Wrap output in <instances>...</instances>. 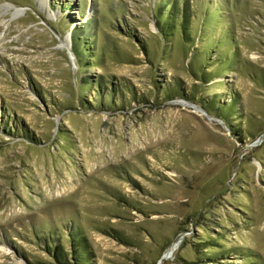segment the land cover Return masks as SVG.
<instances>
[{
  "label": "rangeland",
  "instance_id": "rangeland-1",
  "mask_svg": "<svg viewBox=\"0 0 264 264\" xmlns=\"http://www.w3.org/2000/svg\"><path fill=\"white\" fill-rule=\"evenodd\" d=\"M0 124V264H264V0H0Z\"/></svg>",
  "mask_w": 264,
  "mask_h": 264
},
{
  "label": "trees",
  "instance_id": "trees-1",
  "mask_svg": "<svg viewBox=\"0 0 264 264\" xmlns=\"http://www.w3.org/2000/svg\"><path fill=\"white\" fill-rule=\"evenodd\" d=\"M163 5V4H162ZM159 4L156 8L155 14L157 15V19L159 24V31L165 36H169L171 35V33H173V31L175 30L176 27L181 26L182 28H186L187 26V22L186 20L189 18V14L185 13V10H180L178 9V6L176 5V3L174 4V6H172L171 9H164L163 5ZM168 7H170V4H167ZM171 15V16H169ZM168 16V19L166 20ZM182 17V19L180 18ZM185 21V22H184ZM187 35H189L190 37H192L191 32H186ZM195 37V36H194ZM195 39V38H193ZM191 42H193V40H189ZM73 52L75 54V56L77 57V59H80L81 55L80 50L77 46V42L75 40V42L73 43ZM79 64V63H78ZM205 77V75L203 76ZM224 112V110H223ZM1 126V124H0ZM23 131V130H22ZM31 139H33L31 137ZM48 243V242H47ZM49 246L47 251L50 253V255L57 261L61 262L62 264L65 263L64 260H62V256H63V248L62 247H58L56 246L53 242L50 244L48 243ZM72 245L73 248L71 250V254H75L76 257H73V259H78V261L81 264H84L88 261V258L84 256V249L83 246L81 245V242H78L75 240V238L72 239ZM65 255V254H64ZM69 263V262H68Z\"/></svg>",
  "mask_w": 264,
  "mask_h": 264
},
{
  "label": "water",
  "instance_id": "water-1",
  "mask_svg": "<svg viewBox=\"0 0 264 264\" xmlns=\"http://www.w3.org/2000/svg\"><path fill=\"white\" fill-rule=\"evenodd\" d=\"M195 107H196V106H195ZM198 109L205 113V111H204L203 109H200V108H198Z\"/></svg>",
  "mask_w": 264,
  "mask_h": 264
}]
</instances>
